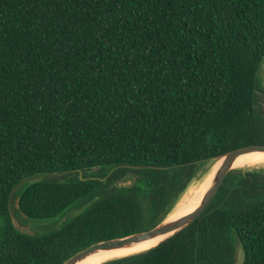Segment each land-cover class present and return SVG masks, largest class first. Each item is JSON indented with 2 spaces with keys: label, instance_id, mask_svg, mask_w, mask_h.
Returning <instances> with one entry per match:
<instances>
[{
  "label": "trees",
  "instance_id": "obj_1",
  "mask_svg": "<svg viewBox=\"0 0 264 264\" xmlns=\"http://www.w3.org/2000/svg\"><path fill=\"white\" fill-rule=\"evenodd\" d=\"M263 61L264 0H0V264L151 231L202 164L264 146ZM237 168L187 229L104 264H235L239 245L264 264V172ZM95 169L115 172L27 184V220L85 209L49 234L15 228L23 181Z\"/></svg>",
  "mask_w": 264,
  "mask_h": 264
},
{
  "label": "water",
  "instance_id": "obj_2",
  "mask_svg": "<svg viewBox=\"0 0 264 264\" xmlns=\"http://www.w3.org/2000/svg\"><path fill=\"white\" fill-rule=\"evenodd\" d=\"M263 64H264V61H263ZM253 153H263L264 154V146L247 147L244 149H240L237 151L227 153L219 158L214 159V160L221 161V164L216 170L213 176V179L211 181V184L209 188L207 189L206 193L204 194L200 205L191 214L185 217H182L176 221L166 222V220H164L156 228L148 232L139 233V234H135V235L123 238V239H116V240H111L108 242H103L100 244L93 245L90 248L76 254L74 257L69 259L65 264H79L83 262L84 260L90 258L91 256L96 255L101 252L132 249L136 247L137 245H140L141 243L168 236L167 239H165L162 243L158 245L160 246L161 244L165 243L166 241L170 240L177 234L187 229L198 218H200L202 214L206 211V209L209 207V205L213 201L216 194L218 193L226 176L231 171L236 170L233 168L235 162L240 157L244 155H248V154H253ZM129 184H125V186H128ZM12 219H13L14 226L18 231H20L21 233L25 235L31 236V237L36 236V233L30 228L20 229L19 225L16 223V219L14 215L12 216ZM158 246H156L155 248H157ZM246 258H247V255H246L244 248L241 245H239L235 264H245Z\"/></svg>",
  "mask_w": 264,
  "mask_h": 264
},
{
  "label": "bare ground",
  "instance_id": "obj_3",
  "mask_svg": "<svg viewBox=\"0 0 264 264\" xmlns=\"http://www.w3.org/2000/svg\"><path fill=\"white\" fill-rule=\"evenodd\" d=\"M264 65L260 71V75L258 77V88L264 89ZM262 102V101H261ZM260 104V102H259ZM221 161L213 160L208 161L201 166L199 174L197 178L191 183L189 188L180 198L172 212L167 216L165 219L166 222L176 221L182 217H185L193 212L196 205L198 204L199 200L202 198L203 194L210 186L213 176L218 169ZM264 165V155L259 154H248L240 157L234 164V169H239L237 167H257ZM237 166V167H235ZM166 237H161L156 240L147 241L137 245L132 249H125V250H116L110 252H101L96 255L91 256L90 258L84 260L79 264H104L112 260L121 259L125 257H130L133 255H137L140 253H144L149 251L160 243H162Z\"/></svg>",
  "mask_w": 264,
  "mask_h": 264
},
{
  "label": "rangeland",
  "instance_id": "obj_4",
  "mask_svg": "<svg viewBox=\"0 0 264 264\" xmlns=\"http://www.w3.org/2000/svg\"><path fill=\"white\" fill-rule=\"evenodd\" d=\"M264 65V64H263ZM262 65V67H263ZM261 67V69H262ZM264 69V68H263ZM260 75V73H259ZM259 94H260V104L259 106L263 105L264 107V89H258ZM262 101V102H261ZM213 161V160H212ZM205 164V163H204ZM202 164L201 166H204ZM200 167V166H199ZM240 170V169H238ZM246 172H264V165L257 166V167H251V168H244L242 169ZM115 172V169L105 173L103 170L100 169H95L92 171H89L86 175L84 173H68V174H61V175H47V176H37L32 179H27L23 181L20 185H18L15 189L12 202H11V210L12 214L14 215L16 219V223L19 225V228H30L34 232H40V234H49L51 232L57 231L58 229H61L62 227L65 226L70 220L74 219L76 216L81 214L85 208H74L70 211H67L64 215H62L60 218L55 219V220H50L46 222H39L35 220H27L26 217H24L20 213V194L22 193V189L26 187L27 184H33L35 182H42V181H58V182H65L67 180H72L76 179V177L80 179H100L99 177H102L106 175V177L103 179L106 181L108 177ZM127 182H122L123 186L125 184H129L130 182L133 183L134 181V175L132 174L131 178H127ZM132 185V184H129ZM64 225V226H63Z\"/></svg>",
  "mask_w": 264,
  "mask_h": 264
},
{
  "label": "flooded vegetation",
  "instance_id": "obj_5",
  "mask_svg": "<svg viewBox=\"0 0 264 264\" xmlns=\"http://www.w3.org/2000/svg\"><path fill=\"white\" fill-rule=\"evenodd\" d=\"M131 177H132V175H129V176H128V178H131ZM130 183H131V182H130Z\"/></svg>",
  "mask_w": 264,
  "mask_h": 264
}]
</instances>
